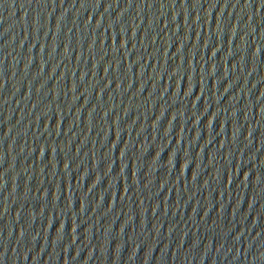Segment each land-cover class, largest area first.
<instances>
[{
	"label": "water",
	"instance_id": "1",
	"mask_svg": "<svg viewBox=\"0 0 264 264\" xmlns=\"http://www.w3.org/2000/svg\"><path fill=\"white\" fill-rule=\"evenodd\" d=\"M0 264H264V0H0Z\"/></svg>",
	"mask_w": 264,
	"mask_h": 264
}]
</instances>
